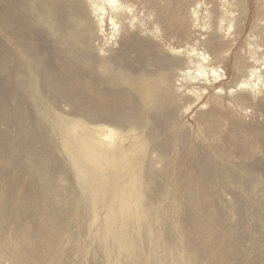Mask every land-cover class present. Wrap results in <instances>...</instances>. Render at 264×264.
Masks as SVG:
<instances>
[{"label":"rangeland","instance_id":"1","mask_svg":"<svg viewBox=\"0 0 264 264\" xmlns=\"http://www.w3.org/2000/svg\"><path fill=\"white\" fill-rule=\"evenodd\" d=\"M118 3L0 0V264H264V0Z\"/></svg>","mask_w":264,"mask_h":264},{"label":"bare ground","instance_id":"2","mask_svg":"<svg viewBox=\"0 0 264 264\" xmlns=\"http://www.w3.org/2000/svg\"><path fill=\"white\" fill-rule=\"evenodd\" d=\"M90 1H91L92 11L97 18L99 28L101 29L105 25V22L107 20L113 28H116L114 19H112L111 16H109V14L107 13L109 9H114L116 13L121 10L122 7L118 3V0H90ZM199 54L195 53V50H191V52H189L188 54V59H189L188 63H191L193 64V66L196 67L195 71L197 74L190 77L191 76L190 71H184L182 73V76L190 77L191 81H195L197 77H201L205 81H208L209 77H211L215 82L218 81L220 76L217 75V70L215 69L206 70V67H203V65L206 63L205 56L202 54L200 55ZM193 59H195V62H193ZM206 72H209V73H206ZM250 74H251L250 78L241 79L237 81L236 83H234L235 91L254 92L256 90V87L258 84H256V80L254 79V77L258 74V71L252 70ZM113 136L114 134H110L109 136L110 141L112 140V138H114ZM100 153H105V151L101 149Z\"/></svg>","mask_w":264,"mask_h":264}]
</instances>
